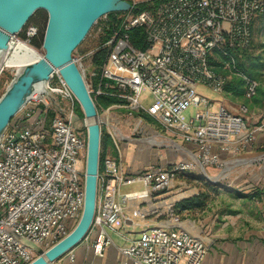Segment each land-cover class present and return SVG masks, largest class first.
I'll return each mask as SVG.
<instances>
[{"label": "built area", "instance_id": "built-area-1", "mask_svg": "<svg viewBox=\"0 0 264 264\" xmlns=\"http://www.w3.org/2000/svg\"><path fill=\"white\" fill-rule=\"evenodd\" d=\"M125 1L132 7L113 26L99 68L88 71L90 93L117 100L97 110L101 131L117 149L121 121L112 111L127 109L148 115L192 151L188 160L151 164L134 174L119 157L101 155L95 211L84 238L91 237L94 254L103 256L114 244L112 234L120 236L121 264H201L206 239L183 227L185 220L173 209L179 200L167 210L148 207L172 188L188 189L180 175L200 170L209 178L208 168L222 175L245 160L264 163V150L258 157H242L253 151L259 134L264 138V121L254 124L245 103L222 97L231 95L225 92L231 77L242 80L243 98L257 94L260 82L238 69L234 51L249 47L251 25L264 13V0H144L149 8L136 13L139 2ZM135 28L143 32L140 46L131 40ZM35 34L36 28L28 26L27 37ZM56 75L57 82L51 78L46 91L13 117L0 138V264L30 263L81 216L86 134L73 127V108L56 100V95L75 100ZM190 107L194 113L186 119ZM141 121L134 133H145ZM127 227L138 228L137 236L122 230ZM63 256L74 264L72 251Z\"/></svg>", "mask_w": 264, "mask_h": 264}, {"label": "water", "instance_id": "water-1", "mask_svg": "<svg viewBox=\"0 0 264 264\" xmlns=\"http://www.w3.org/2000/svg\"><path fill=\"white\" fill-rule=\"evenodd\" d=\"M131 7L125 0H0V51L8 47L12 36L19 33L37 10L47 13L42 39L43 55L20 68L0 96V138L13 117L38 92L42 94L46 91L54 73L71 91L80 106L83 119L97 117L91 93L73 58V52L98 19L109 13L125 12ZM85 127L87 152L81 216L66 236L45 251L39 249L37 256L28 264H52L83 240L92 223L97 195L101 128L99 122L85 123Z\"/></svg>", "mask_w": 264, "mask_h": 264}, {"label": "crops", "instance_id": "crops-1", "mask_svg": "<svg viewBox=\"0 0 264 264\" xmlns=\"http://www.w3.org/2000/svg\"><path fill=\"white\" fill-rule=\"evenodd\" d=\"M91 79L93 83L96 82L95 78ZM247 102L251 103L250 100ZM263 121L264 119L261 121L256 118L252 119L254 124H260ZM142 122L144 121H141L142 126L140 127L146 133L142 137L134 133L137 121L130 124V129L127 128L128 133L120 128L122 124L117 125L121 132L118 140L119 147L116 149L110 137L106 135L101 145V155L119 157L122 165L125 164L123 167L130 174L145 170L151 164L168 166L190 158L191 146L170 134L175 138L171 139L175 143L172 146L168 143L167 146L163 145L165 140L157 141V137H161L160 134L154 130L150 131L151 128H148L146 122ZM130 144H139L142 149H137L138 151L133 154L129 152ZM121 147L124 149L122 154L120 153ZM263 150L264 138L259 134L253 151ZM245 162L248 163V160ZM261 182L264 183V178ZM137 187L139 186L126 188ZM156 206L161 208V204ZM184 220L182 225L191 234L206 239L208 251L201 264H264V184L252 188H238L235 192H228L225 197L217 190L215 193L210 192L203 207L187 212ZM73 227V224L70 225V230ZM122 230L129 232L132 237L137 236L139 232L136 227H127ZM91 239V237L84 238L72 248L74 264H121V256L117 250V247L122 244L117 241V239L122 241L120 236L112 234L114 244L105 248L103 256L94 254ZM52 264L70 263L67 257L62 256Z\"/></svg>", "mask_w": 264, "mask_h": 264}, {"label": "rangeland", "instance_id": "rangeland-1", "mask_svg": "<svg viewBox=\"0 0 264 264\" xmlns=\"http://www.w3.org/2000/svg\"><path fill=\"white\" fill-rule=\"evenodd\" d=\"M139 3L143 2L144 0H137ZM123 15V12H114V14L111 17L103 16L92 26L90 31L88 32L85 39L82 41V43L76 48V50L73 52V58L76 61H78L79 67H81L84 71L83 76L86 83L89 84V76L88 71L94 69V55L95 53L99 52L101 49H104V37L107 32V22L110 23L111 19L119 20V18ZM47 22V13L44 10H37L27 21L26 25L19 31V33L12 36L10 40L13 42H26L30 47H32L36 54L39 56H42L44 51L42 49V39L43 34L45 30ZM112 23V21H111ZM113 24H116V21L113 22ZM34 26L36 28V34L32 36L31 38H28L26 35V29L28 26ZM131 36L135 37V40L141 41L143 38V32L141 28H135L131 30ZM236 61L241 64L244 68H249L253 70V73L255 74V77H257L260 80V87L264 91V18H256L253 22L252 26V39L251 44L248 49L244 51H235L234 52ZM5 57V53L0 55V96L3 94V92L6 90V88L9 86L11 81L15 78L17 71L19 70L18 67H7L2 64V60ZM52 83L57 82V75L56 73L53 74ZM200 92L203 94L214 97L211 92L205 88H198ZM40 95H37L36 97H40ZM226 102L235 101L237 103H246V105L249 108V116H252L253 118H256V120H262L264 119V96L261 98V101L258 103H254L253 101L247 102L246 99L243 98V95L241 97L238 96H231V95H224L222 96ZM56 100L60 102L62 107H69L73 108L74 111V119H73V127L76 131H79L81 133L86 134V127H85V120L83 117L79 116L76 113L77 105L75 103V100H65L59 95L55 96ZM117 100H115L116 102ZM233 105V104H232ZM115 114L120 119L121 124L120 128L125 132L128 133L130 129V124L135 123L139 119H142L144 122H146V125H148V128H151V130L157 131L158 134H160L161 137H157V141L159 139L165 140L163 142V145H166L168 143V139H175L174 137L170 136L168 132H166L159 124H157L151 117H149L146 114H139L135 111L127 110V109H114ZM194 113V108L190 107L184 112V117L188 119L190 116H192ZM252 118V119H253ZM142 122V123H144ZM129 125V127H128ZM142 126V124L140 125ZM141 129V128H140ZM139 129V130H140ZM143 132V129H141ZM135 133V135L142 137L143 134L146 135V133ZM147 132V131H146ZM161 144V145H162ZM169 144V143H168ZM170 145V144H169ZM141 145L136 144H130L129 145V152H132L135 154L138 150H141ZM172 146V145H170ZM138 149V150H137ZM124 149L120 148V153L122 154ZM116 151L114 150V153ZM118 153V152H117ZM262 151H253L252 153L245 154L242 157L251 159L254 157H258ZM125 166V164L123 163ZM225 174L220 175L218 171L212 170L208 168L206 170V175L209 176L210 180H215V183H211L210 180L200 171L195 170L191 174H188L187 177L179 178L180 181H185L188 189L186 188H172V190L169 191V195L164 197L163 199L153 202L154 205L161 204L164 210V203L167 201H175V200H182L184 198H187L189 195L193 193H198L199 188L198 186H202L204 188H201V191L208 190L211 193H214V189L219 191L223 196L225 197L228 192H235L238 188H252L257 185L264 184L261 182L264 178V163L262 160H256L252 163H247L237 166L234 168H227L226 171H224ZM214 178V179H213ZM174 187L177 186L176 183H174ZM194 195V194H193ZM157 203V204H156ZM161 210V209H160ZM189 217V216H188ZM181 219H185L184 216H180ZM186 224V223H185ZM72 225V222L70 223ZM119 243H122V241L118 240Z\"/></svg>", "mask_w": 264, "mask_h": 264}, {"label": "trees", "instance_id": "trees-1", "mask_svg": "<svg viewBox=\"0 0 264 264\" xmlns=\"http://www.w3.org/2000/svg\"><path fill=\"white\" fill-rule=\"evenodd\" d=\"M148 8H149V4L148 3L141 2V3H138L133 8V12L136 13V12H139V11H142V10H146ZM113 14L114 13H109V14L106 15V17H111ZM256 18H260V19L262 18L263 19L264 18V13L262 15H260V16H257ZM255 19L253 20V22L255 21ZM111 21H112V23H111ZM115 21H116V24H117L118 20H115L114 18L110 20V23L107 22V27L110 28V29H108L106 34H105V37H104L105 41H107L109 39V37L111 36L112 28L115 25V24H113V22H115ZM253 22H252V25H251V29H252V26H253ZM131 40H132L134 45H136V46L139 45V41L135 40V37L131 36ZM250 44H251V42H250ZM248 48H246V49H248ZM246 49H242V50H239V51H244ZM236 51H238V50H236ZM104 53H105L104 49H101L99 52L95 53L93 60H94V64H95L94 67L96 69H98L99 66L101 65V61H102ZM237 67L244 74H246V75H248V76H250V77H252V78H254V79H256V80H258L260 82V80L257 77H255V74L253 73V70H251L249 68H244L238 62H237ZM225 92L226 93H230L233 96L241 97L242 96V80L239 79V78H236V77H231L227 81V83L225 85ZM91 96H92L93 102L95 104L96 110H99L100 108H106V107L116 103L115 102V98L110 97V96H106V95L94 96L92 94H91ZM263 96H264V91H263V89L261 87H259L256 96L253 97L252 99H250V101H253L254 103H258V102L261 101V98ZM75 103L77 105L76 113L79 116L83 117V113H82V111L80 109L79 104L76 102V100H75ZM11 121H10V123H11ZM105 138H106V134L102 130L101 131V145L105 141ZM100 156H101V151H100ZM186 177H187V175H180L179 176V178H184V179ZM198 188L200 190H199V192L197 194L189 196L187 198H184V199L179 200L178 202H176V204L174 205V208H173L174 212L176 214H178L179 216H184L185 217L187 212L193 211L195 209H201L203 207L205 201L210 196V192L208 190L201 191V188H204L202 186H198ZM213 191H214V193L216 192L215 189Z\"/></svg>", "mask_w": 264, "mask_h": 264}, {"label": "bare ground", "instance_id": "bare-ground-1", "mask_svg": "<svg viewBox=\"0 0 264 264\" xmlns=\"http://www.w3.org/2000/svg\"><path fill=\"white\" fill-rule=\"evenodd\" d=\"M3 53H5V57L2 60V64L7 67H18L19 69L22 68L25 64L32 62L39 57V55L36 54L35 50L32 47H30L26 42L21 41L13 42L12 40H10L8 47L0 51V55ZM37 95H40V93L38 92ZM91 122H99V120L97 117L85 119L86 124H89ZM170 203L171 201H167L164 203V210H167ZM149 205V210H154L158 208V206L154 204Z\"/></svg>", "mask_w": 264, "mask_h": 264}]
</instances>
